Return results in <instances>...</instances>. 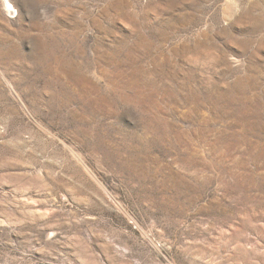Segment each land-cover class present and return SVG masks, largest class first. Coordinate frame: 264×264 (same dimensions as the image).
Wrapping results in <instances>:
<instances>
[{"label": "rangeland", "instance_id": "obj_1", "mask_svg": "<svg viewBox=\"0 0 264 264\" xmlns=\"http://www.w3.org/2000/svg\"><path fill=\"white\" fill-rule=\"evenodd\" d=\"M9 1L0 264H264V0Z\"/></svg>", "mask_w": 264, "mask_h": 264}, {"label": "bare ground", "instance_id": "obj_2", "mask_svg": "<svg viewBox=\"0 0 264 264\" xmlns=\"http://www.w3.org/2000/svg\"><path fill=\"white\" fill-rule=\"evenodd\" d=\"M6 1V3H7V11L8 12H10V13H12V8H14V5L12 4V3H10V1L9 0H5Z\"/></svg>", "mask_w": 264, "mask_h": 264}]
</instances>
